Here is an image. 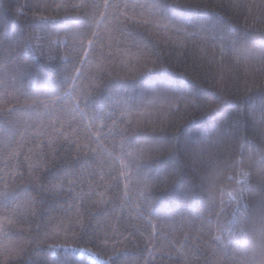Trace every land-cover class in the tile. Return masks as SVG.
Returning a JSON list of instances; mask_svg holds the SVG:
<instances>
[{
	"label": "snow or ice",
	"instance_id": "obj_1",
	"mask_svg": "<svg viewBox=\"0 0 264 264\" xmlns=\"http://www.w3.org/2000/svg\"><path fill=\"white\" fill-rule=\"evenodd\" d=\"M24 7L18 8L17 12L23 15ZM27 7L30 10L34 7L35 11L44 13L49 10L55 14L64 11L66 18L56 22L53 16L39 15L35 17L37 23L31 27L34 33L39 29L44 35L23 38L13 33L11 39L7 35L10 31L7 14L0 20V29L5 32L6 47L3 50L11 52L14 46L17 51L22 48L28 53L38 50L46 54V58L42 55L40 63L27 66L31 77L30 85L33 86L23 93L24 103H14L12 107L0 110V162L3 164L0 173H4L0 175V233L5 236L11 234L12 229L24 222L26 213L37 215V209L43 208L48 200L56 196L58 187L66 185L65 195L71 197L75 186L81 182L77 173L81 169H88L92 162L103 154L112 165H118L113 173L118 174L117 179L119 176L129 178L134 169L140 176L138 183L143 185L144 191L132 198L129 196V184L126 183L124 196L128 198L129 203L135 201L133 211L141 226L128 232L122 240L112 243L117 240L115 233L111 236L99 235L92 226L91 221L96 215L92 212L95 203L89 204L83 197H78L80 203L64 209V216L54 218L52 227L59 228L64 234L73 231L74 235L81 236L82 241L87 240L91 245L87 250L88 254L96 258L97 264H128L133 253L124 247L125 241L136 247L135 264H157L158 261L163 264L166 260H173L169 252L176 254L175 264H179V261L185 258L181 251L185 245L179 239H174L169 244V250L164 251L158 243L159 234L165 226L175 230L177 216L183 223L184 215L190 210L194 196L192 186L185 185L182 179H176L179 177V170L170 164L179 150V143L174 136L129 135L132 121L125 123L122 117L125 113L130 114L136 110L137 97L134 93L138 85L125 83L115 91L112 87L100 88L103 82L101 74L107 73L104 61L109 59L105 49L118 42L119 38L115 33H119V37L134 40L138 50L136 55L147 58L152 54L148 44L143 37L135 40L131 31H128V26L130 23L149 25L162 20L166 22L164 27L175 35L200 37L205 41L211 37L214 46L216 42L219 44L218 55L221 60L230 55L239 61L250 58V43L253 47L258 46L264 56V33L257 37L251 32H241L224 24L215 16H209L204 11L208 6L201 4L199 0H148L146 3H131L129 0H91L90 3L85 0H52L51 4L37 3ZM85 9H90V12H83ZM137 9L140 10L139 13ZM50 27H57L65 33L63 55L60 47L53 49L50 42L43 43ZM33 40L37 43L33 44ZM4 59L7 61L8 58ZM85 80L88 81L87 85L84 84ZM152 91L154 94L167 93L177 98L185 109L202 113L208 124L204 133L208 143H227L231 140L241 149L240 157L250 150L253 153L259 152L261 160H264V142L257 143L255 139V134L264 130V93L261 94L257 106L252 97L226 99L219 92L200 87H190L185 91L175 84L163 68L157 74L156 85ZM25 115L27 120L23 119ZM61 115H70L75 122L72 136H65L61 131L64 128ZM45 120L54 132H58L67 144L75 148L76 165L79 167L74 165L73 169H69L63 163H57L56 158L64 148L62 146L60 151H56L55 141L50 145H39L41 150L53 148V151L47 154L51 156L53 168L48 167L47 158L42 165H33L30 162L32 148L29 142L35 145L36 136H32L29 141V133H34L38 124L42 129ZM249 122L253 126L252 140L246 134L240 135L241 123L245 125L246 133ZM69 127H72V124H69ZM203 142L204 140L201 141ZM26 148L27 152L24 151ZM145 151L152 154L151 159L146 160ZM165 154L168 160L161 158ZM81 155L85 157L82 161L79 159ZM25 161H28L27 173L23 171ZM95 174L94 171L90 172L93 179ZM26 177V186H21L20 182L25 181ZM238 183H242L239 191L235 195L229 194L230 202L237 206L236 210L228 225L216 223V230L220 234L212 235L211 238L229 264H256L255 253L244 259L249 244L246 236L249 227L256 223L259 224V233L264 235V195H261L256 208L252 209L243 202L245 192L253 190L251 185L240 181ZM153 186L163 195H146L145 192ZM118 189L117 184L116 199L120 198ZM259 192L264 194V182L260 184ZM29 193L35 195L29 196ZM21 194H24L23 197ZM22 200H26V203L22 204ZM53 210L49 209V213ZM49 213L41 212L40 215ZM207 223L211 234L213 222L208 220ZM19 230L22 232L24 229ZM125 231H128L127 228ZM225 231L227 236L223 235ZM180 235H183L185 240L189 239L182 231ZM138 238H142V245L135 243ZM93 248L95 251H92ZM41 251L47 257L43 264H80L77 254L83 250L66 244L52 243L48 245V249ZM0 256L15 257L20 260V264H33L25 248L10 251L4 247L0 250ZM260 264H264V260Z\"/></svg>",
	"mask_w": 264,
	"mask_h": 264
},
{
	"label": "trees",
	"instance_id": "obj_2",
	"mask_svg": "<svg viewBox=\"0 0 264 264\" xmlns=\"http://www.w3.org/2000/svg\"><path fill=\"white\" fill-rule=\"evenodd\" d=\"M85 2L90 3L91 0H85ZM115 2H121V0H115ZM129 2L146 3L148 0H129ZM199 2L208 6L204 11L209 16H215L224 24L233 26L241 32H251L257 37L260 33H264V0H199ZM37 3L51 4L52 0H0V20H3L7 14L10 25V31L7 33L9 39L13 33L23 38L44 35L39 29H36L34 33L31 27L37 23L35 17L39 15L53 16L56 22L66 18L64 11L55 14L49 10L44 13L35 11L34 7L31 10L27 7ZM21 6H25L23 15L17 12ZM249 7L251 13H249ZM139 11L137 9L138 13ZM83 12H90V9H85ZM69 15L72 14L69 13ZM145 15L147 16V13ZM49 23L51 24L52 21ZM165 23L161 20L149 25L129 24L128 31H131L132 37L135 40L143 37L145 43L148 44L152 54L147 58L143 55H136L138 50L133 39H125L119 37V33H115L119 39L117 43L112 44L111 48L105 49L109 59L104 61L107 73L101 74L103 82L100 88L112 87L115 91L125 83L137 84L138 87L134 93L137 97L136 110L130 114L125 113L122 117L125 123L128 120L132 121L129 135L174 136L179 143V150L171 159L170 164L179 170V177L176 179H182L185 185L192 186L194 196L190 210L184 215L183 223L177 216L175 230L165 226L160 232L158 238L160 249L168 251L171 241L179 239L185 245L181 249L185 258H182L179 264H229L227 258L217 249L216 242L211 236L220 234L216 230V223L228 225L236 210L237 206L230 202L229 194L235 195L239 191L242 183L238 181L251 185L253 190L245 192L243 202L252 209L256 208L261 195H264L259 192V186L264 182V160H261L259 152L253 153L250 150L240 157L241 149L231 140L227 143H208L204 136L208 124L202 113L185 109L177 98L164 92L154 94L152 89L156 85L157 74L163 68L167 70V75L175 84L185 91L190 87H200L219 92L226 99L237 100L252 97L259 106L261 94L264 93V56L261 55L258 46L253 47L250 43L248 45L251 52L250 58L238 61L226 55L221 60L218 55L219 44L216 42L214 46L211 37L205 41L200 37L175 35L164 27ZM4 36V30L0 29V110L10 108L14 103H24L23 93L33 86L30 85L31 77L27 66L40 63L42 55L46 58V54L38 50L28 53L22 48L17 51L14 46L11 52L3 50L6 47ZM64 41L65 33L57 27H50L43 43L50 42L53 49L60 47L63 55ZM32 43L35 44L37 41L33 40ZM68 43L71 42L68 41ZM256 44H259L258 40ZM214 55L215 60H213ZM21 56L23 59H20ZM5 57L8 58L7 61ZM87 83L88 81L85 80L84 84L87 85ZM178 104L179 110H177ZM23 119L27 120L28 117L25 115ZM61 119L64 121V128L61 131L65 136H72L75 122L72 121L70 115H61ZM69 124H72V127H69ZM244 127L245 125L241 123L240 135L246 134L252 140L254 132L251 122L247 125L246 133ZM57 128L59 129V125ZM32 136H36L35 145L29 142L32 148L30 162L33 165H42L47 158L48 167L53 168L51 156L47 155L53 151V148L41 150L39 147L41 143L50 145L53 141H55L56 151H60L62 146L64 148L60 151V156L56 158L57 163H63L69 169H73L76 165L75 148L67 144L58 132H54L47 120L44 121L42 129L38 124L36 131L29 133V141ZM262 137H264V130L255 134L256 142H264ZM202 140H204L203 143H201ZM24 151L27 152L28 149ZM0 155H2V148H0ZM144 155L146 160L151 159L152 154L147 151ZM161 158L168 160L166 154ZM20 159L23 160V157ZM79 159L82 161L85 157L81 155ZM27 164L28 161H25L23 169L25 173L28 171ZM2 167L3 164L0 162V168ZM116 167L118 165H112L106 155L98 156L88 169H81L77 173V178L81 182L75 186L71 197L65 195L66 185L58 187L56 196L48 200L43 208H38L37 215L31 216L26 213L24 222L12 229L11 234L5 236L0 233V250L4 247L10 251L25 248L33 264H43L47 257L41 250L48 249V245L52 243L66 244L83 250L77 254L80 264H97L96 258L88 254L87 250L91 245L87 243V240L82 241L81 236L74 235L73 231L64 234L59 228H53L52 224L54 218L64 216V209L72 204L78 205L80 203L78 197H83L89 204L95 203V207L92 208V212L96 214L95 219L91 221L93 228L99 235L111 236L115 233L117 240L112 243L122 240L128 232L140 227L141 224L135 218L133 211L135 201L129 203L128 198L124 196L126 183L129 184V196L132 198L144 191L143 185L138 183L140 176L134 169L129 178L119 176L117 179L118 174H113ZM92 171L96 173L94 179L90 176ZM40 174L45 175V173ZM26 181L27 177L25 181L20 182L21 186H26ZM117 184L119 185V199L115 197ZM145 194L153 197L163 195L154 186ZM21 195L23 197L24 194ZM28 195L33 196L35 193ZM62 201H67V203ZM21 202L26 203V200ZM49 209L54 210L49 213ZM41 212L49 214L41 216ZM208 220L213 222L211 234ZM20 228L24 230L21 232ZM126 228L128 231H125ZM258 229V223L249 227L246 236L249 241L248 253L244 257L247 259L255 253L256 264L264 260V235H261ZM181 231L188 235L189 239L185 240L184 236L180 235ZM223 235L227 236V231ZM135 243L142 245V238H138ZM124 247L133 253L128 264H135L136 247L127 241L124 242ZM92 251L95 249L93 248ZM169 254L173 260H166L163 264H175L176 254L174 252H169ZM0 264H20V260L15 257L0 256ZM157 264L160 262L158 261Z\"/></svg>",
	"mask_w": 264,
	"mask_h": 264
}]
</instances>
